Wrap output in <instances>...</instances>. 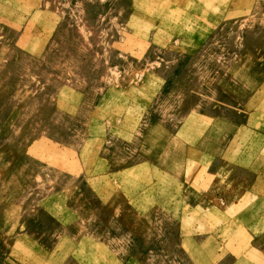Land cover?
<instances>
[{
  "label": "rangeland",
  "instance_id": "374dc122",
  "mask_svg": "<svg viewBox=\"0 0 264 264\" xmlns=\"http://www.w3.org/2000/svg\"><path fill=\"white\" fill-rule=\"evenodd\" d=\"M197 111L264 135V0H0V264H202L205 250L226 252L215 219L216 243L185 248L187 209L132 211L147 170L118 173L156 161ZM219 160L220 201L258 188ZM239 222L236 254L252 241Z\"/></svg>",
  "mask_w": 264,
  "mask_h": 264
},
{
  "label": "crops",
  "instance_id": "0c3cea01",
  "mask_svg": "<svg viewBox=\"0 0 264 264\" xmlns=\"http://www.w3.org/2000/svg\"><path fill=\"white\" fill-rule=\"evenodd\" d=\"M239 125H235L240 128L236 129V133L234 123L228 117L198 111L190 113L167 137L169 149L165 148L156 161L130 164L118 172L135 173L139 168L147 170L146 180L140 184L133 183L131 187L133 191L135 188L143 191L141 194L133 192L136 198L133 203L129 202L132 211L137 214L138 206H159L165 212L171 206L187 209L179 219L182 224L180 236L185 248L186 238L203 237L204 242L216 243L217 227L209 229L213 227L206 224L209 219L212 225L216 220L218 228L223 234L226 232L228 241L224 240L222 245L227 251L215 253L213 257L212 248L205 250L202 264H220L224 256L231 255L229 264H264V135L252 132L244 137ZM225 126L231 128L223 132L221 129ZM218 157L228 167L237 166L238 170L254 177L258 188L239 191L232 186L225 200L220 201L218 194L213 192L217 189ZM230 175L228 169L227 188L231 187L229 179L234 182L233 175ZM239 207H244L243 217L235 214ZM237 220L249 223L252 237L249 245L239 250L238 254L235 253V245H232Z\"/></svg>",
  "mask_w": 264,
  "mask_h": 264
},
{
  "label": "bare ground",
  "instance_id": "6f19581e",
  "mask_svg": "<svg viewBox=\"0 0 264 264\" xmlns=\"http://www.w3.org/2000/svg\"><path fill=\"white\" fill-rule=\"evenodd\" d=\"M209 140V139H208Z\"/></svg>",
  "mask_w": 264,
  "mask_h": 264
}]
</instances>
